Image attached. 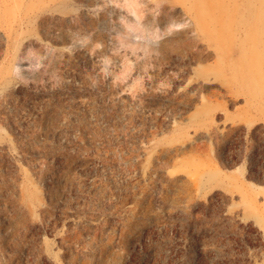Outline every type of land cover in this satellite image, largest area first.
I'll use <instances>...</instances> for the list:
<instances>
[{
	"label": "rangeland",
	"instance_id": "1",
	"mask_svg": "<svg viewBox=\"0 0 264 264\" xmlns=\"http://www.w3.org/2000/svg\"><path fill=\"white\" fill-rule=\"evenodd\" d=\"M204 1L0 0V264H264V95L193 60Z\"/></svg>",
	"mask_w": 264,
	"mask_h": 264
},
{
	"label": "bare ground",
	"instance_id": "2",
	"mask_svg": "<svg viewBox=\"0 0 264 264\" xmlns=\"http://www.w3.org/2000/svg\"><path fill=\"white\" fill-rule=\"evenodd\" d=\"M200 5L195 28L203 29L212 48L195 54L193 60L213 59L216 68L232 71L235 78L258 79L256 95H264V0H206ZM251 185L264 192L263 186Z\"/></svg>",
	"mask_w": 264,
	"mask_h": 264
}]
</instances>
